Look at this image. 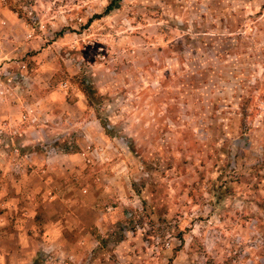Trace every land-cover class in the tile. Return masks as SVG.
I'll return each instance as SVG.
<instances>
[{"label":"rangeland","instance_id":"rangeland-1","mask_svg":"<svg viewBox=\"0 0 264 264\" xmlns=\"http://www.w3.org/2000/svg\"><path fill=\"white\" fill-rule=\"evenodd\" d=\"M41 128L106 219L31 264H264V0H0V155Z\"/></svg>","mask_w":264,"mask_h":264},{"label":"crops","instance_id":"crops-1","mask_svg":"<svg viewBox=\"0 0 264 264\" xmlns=\"http://www.w3.org/2000/svg\"><path fill=\"white\" fill-rule=\"evenodd\" d=\"M24 132L23 147L32 146L29 163L11 152L10 160L0 155V264H31L37 244L55 243L61 236L97 241L92 231L101 230L106 219L97 217V189L84 187L76 199L78 188L67 184L74 171L82 173L81 154L52 147L44 152L33 145L42 146L45 129ZM88 212L96 214L94 221L85 222ZM37 231L43 232L40 240Z\"/></svg>","mask_w":264,"mask_h":264},{"label":"trees","instance_id":"trees-1","mask_svg":"<svg viewBox=\"0 0 264 264\" xmlns=\"http://www.w3.org/2000/svg\"><path fill=\"white\" fill-rule=\"evenodd\" d=\"M115 1H120V0H115Z\"/></svg>","mask_w":264,"mask_h":264},{"label":"built area","instance_id":"built-area-1","mask_svg":"<svg viewBox=\"0 0 264 264\" xmlns=\"http://www.w3.org/2000/svg\"><path fill=\"white\" fill-rule=\"evenodd\" d=\"M131 214H129V216H130Z\"/></svg>","mask_w":264,"mask_h":264}]
</instances>
